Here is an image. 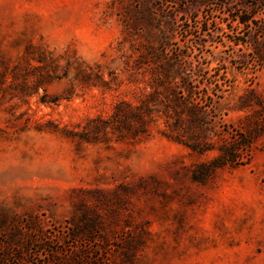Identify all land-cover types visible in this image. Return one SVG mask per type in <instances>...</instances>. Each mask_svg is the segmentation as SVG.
I'll list each match as a JSON object with an SVG mask.
<instances>
[{"label":"rangeland","instance_id":"374dc122","mask_svg":"<svg viewBox=\"0 0 264 264\" xmlns=\"http://www.w3.org/2000/svg\"><path fill=\"white\" fill-rule=\"evenodd\" d=\"M0 264H264V0H0Z\"/></svg>","mask_w":264,"mask_h":264}]
</instances>
